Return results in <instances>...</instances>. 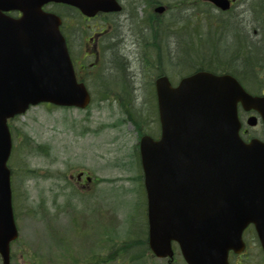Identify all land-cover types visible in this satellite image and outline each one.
Listing matches in <instances>:
<instances>
[{
  "label": "water",
  "instance_id": "95a60500",
  "mask_svg": "<svg viewBox=\"0 0 264 264\" xmlns=\"http://www.w3.org/2000/svg\"><path fill=\"white\" fill-rule=\"evenodd\" d=\"M213 1L226 8L223 1ZM48 2L83 9L79 0H0L3 264H9V244L17 237L6 167L11 150L7 120L40 103L81 109L89 103L85 87L76 81L59 20L41 10ZM10 10L22 17L3 14ZM156 89L161 139L140 141L151 250L172 257L174 241L187 264H228V253L244 250L242 233L253 225L264 252V143L244 144L237 133L238 103L256 110L264 122V97L249 96L229 76L208 73L183 79L175 89L161 78Z\"/></svg>",
  "mask_w": 264,
  "mask_h": 264
},
{
  "label": "rangeland",
  "instance_id": "374dc122",
  "mask_svg": "<svg viewBox=\"0 0 264 264\" xmlns=\"http://www.w3.org/2000/svg\"><path fill=\"white\" fill-rule=\"evenodd\" d=\"M164 1L168 4L177 3L179 0ZM249 4L252 7L264 5V0H251ZM241 8L243 7H236L235 9L239 11ZM202 11V8H200L195 14ZM191 18L194 17L191 16ZM240 19H242L240 22L243 26L239 25V21H232L231 23L235 27H229L228 34H226L224 27L221 33L215 36V39H220V43L216 44V48L219 51L218 57L221 60H226L229 57L227 52L234 47L233 41L235 38H242L241 35L245 32L248 33L251 43L254 42L255 47H257L253 52L256 55L250 56V58L253 59L264 53V36L260 33V25L256 24V27L248 26L250 20L247 16L240 17ZM168 20L169 18H166V21ZM176 27H178L176 29L178 32L181 28L177 24ZM192 27L191 33L196 28H199L203 33V38L199 43L205 40L203 44L204 51L199 52L204 53V56L209 55L210 50L213 48L210 44L211 40H208L211 37V32L205 39V35L209 31L208 26L204 22H196L191 24ZM177 36L173 38L171 34H168L162 41L163 45L169 46L168 50L172 56L166 51L167 57L159 58V67L156 68L153 65L159 72L167 73L168 77L170 75L171 83H176L180 70L182 71L180 78L185 76L183 74L191 71L194 66L191 65L192 60H190V57H194L198 51L197 47L193 50L192 55L189 51L186 52L185 46L189 42L187 33L182 35L183 38H177ZM182 39L188 40L187 43ZM168 41L169 44H167ZM246 43L248 46L251 45L247 41ZM223 44H226V46ZM136 54L129 58L127 55L124 58L123 53H115L114 56L104 54L101 57V71L96 70L98 73L96 81L90 82L92 75L82 78L87 84V89L94 94L89 109L79 111L39 105L30 108L24 115L17 117L12 122V127L18 133H23L31 139L32 143L29 144L33 146L31 149H34L31 150L27 147L26 151L18 153L17 157L14 155L13 164L15 162L16 164L25 163L24 167L28 168L26 169L27 174L25 173L19 178L28 187L37 184L42 190L39 192L42 198L38 200L36 198V200L30 199L24 202L19 201V204H17L18 201L16 202L20 239L11 248V255L13 256L11 264H23V257H26L27 264H40L39 261L35 262L37 259H44L41 264H55V262H52L55 258L64 263L67 261L68 263L65 264H80L79 262L82 261H87L86 264L94 263L98 259H91L89 262L88 258L93 253L92 248L86 247L89 244L88 235L83 236L81 233L88 234L92 232L93 227H96L99 231L98 237L102 240L106 233H109L104 229L110 228L108 224L113 221L115 213H118L117 221L111 229L116 234L117 239L110 238L111 241L103 242L101 246H106V249L110 248L112 251H118V247L122 248L123 242L128 239L126 226L134 242L144 241L147 231L146 201L140 179L138 154L135 151L138 134L134 124L128 120L127 114L124 113L119 104L113 102V99L103 102V99L99 98L104 90L115 93V90L127 84L132 96L129 103L134 109L133 114L135 117L143 115L140 118L142 125L146 118H150L152 126L147 124L146 128L149 130L146 129V132L152 133V130L153 133L156 132L155 103L151 99L149 88L145 89L147 83L152 81V75L143 73L141 55ZM173 55L183 64L176 66L177 61L174 63ZM92 59H84V63L91 62ZM120 65L123 68L122 70ZM123 70L125 74L129 71H135L141 77H137L138 80L135 81L124 75L123 81H125L120 82L118 78ZM149 99L151 100V106L150 102L148 103ZM28 170L33 171L35 174H29ZM76 172H87L96 178L99 183L98 200L95 199L94 217L88 218L86 228L84 222L76 218L78 215L81 216L78 199H72L71 196L66 199H57L56 203L60 207L64 205L63 208H65L70 204L73 208L63 212L62 215L55 214L53 217L54 214L47 209V204L50 201L46 192V187L49 186H47V180L51 177H64L66 174L69 176L71 173ZM86 204L91 206L88 200ZM125 216H128L127 224ZM94 221H97V226L92 223ZM103 225H107L106 228ZM74 226L75 231H73ZM94 236L97 237V234ZM246 242L249 244L247 252L238 259V262L241 264H264L263 255L256 238L246 235ZM118 256L114 259L119 260L120 257ZM124 259L129 262L127 258ZM176 259L179 263V257H176ZM150 260L152 261L146 260V262H149L148 264H166V262Z\"/></svg>",
  "mask_w": 264,
  "mask_h": 264
},
{
  "label": "flooded vegetation",
  "instance_id": "af4514ba",
  "mask_svg": "<svg viewBox=\"0 0 264 264\" xmlns=\"http://www.w3.org/2000/svg\"><path fill=\"white\" fill-rule=\"evenodd\" d=\"M108 1H113L117 8L114 5L115 10L98 12L92 16H87L81 10L65 4H49L43 7L44 11L53 13L60 19V32L71 58L97 59L104 54L114 56L115 53H123L124 58L133 56L135 53L143 56L147 52L148 41H159L163 35L166 15L173 12L174 22L180 24L181 21L178 9L175 6H166L164 0ZM159 7L165 8L162 13L158 12ZM11 16L17 18L20 15L15 13ZM196 19H204L206 23H211V17L207 15L204 18L196 17ZM74 63L78 65L77 59ZM252 115V113H240L242 123L240 135L246 141L251 138V135L245 125ZM259 128L262 129L260 121ZM12 172V177L17 178L19 172L15 170ZM49 181L50 184L46 188L50 198L47 209L54 214L53 217L55 214L62 215L67 209V206L63 208L64 205L62 207L57 205V199H66L69 196L78 198L83 204L81 203V216L78 215L76 218L84 222L86 228L88 218L94 217V206L91 209L86 201L94 202L99 185L97 180L87 172H78L75 177L59 176ZM40 191L42 190L37 184L28 187L21 181L13 194L18 201L22 202L41 199Z\"/></svg>",
  "mask_w": 264,
  "mask_h": 264
},
{
  "label": "trees",
  "instance_id": "16d2710c",
  "mask_svg": "<svg viewBox=\"0 0 264 264\" xmlns=\"http://www.w3.org/2000/svg\"><path fill=\"white\" fill-rule=\"evenodd\" d=\"M261 32L264 36V24ZM240 43V42H239ZM251 52L248 50H242L240 47H235L233 54L226 60H221L219 57L202 58V61L198 63L197 70H207L213 73H227L235 78L249 91L258 92L264 83V73H260V70L264 68V53H262L258 59L255 57L250 58ZM125 113L130 116L131 111L128 106H122ZM23 146L17 145V150H23L27 147L31 149L29 141L23 139ZM34 150V149H31Z\"/></svg>",
  "mask_w": 264,
  "mask_h": 264
},
{
  "label": "bare ground",
  "instance_id": "6f19581e",
  "mask_svg": "<svg viewBox=\"0 0 264 264\" xmlns=\"http://www.w3.org/2000/svg\"><path fill=\"white\" fill-rule=\"evenodd\" d=\"M177 25H179L180 27H182L181 24H177ZM33 205H34V203H33Z\"/></svg>",
  "mask_w": 264,
  "mask_h": 264
}]
</instances>
